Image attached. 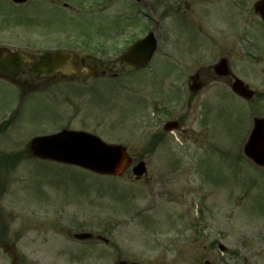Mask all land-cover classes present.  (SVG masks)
<instances>
[{"label": "rangeland", "instance_id": "374dc122", "mask_svg": "<svg viewBox=\"0 0 264 264\" xmlns=\"http://www.w3.org/2000/svg\"><path fill=\"white\" fill-rule=\"evenodd\" d=\"M79 1L81 10L72 6ZM93 1L0 0V46L12 49L76 47L88 41L84 33L107 41L110 51L98 56L111 59L124 40L149 30L158 39L144 69L59 82L22 106L0 80V112L15 110L0 125V240L15 248V264H113L119 254L140 264H264V168L241 151L252 117L264 116V31L254 0ZM225 21L238 31L227 32ZM45 28L71 34L47 36ZM171 50L184 51L178 69ZM228 53L255 97L243 100L221 83L192 95L188 75ZM7 115L0 113L3 122ZM172 119L180 129L165 132ZM68 120L124 145L146 162L147 175L98 176L29 156L30 138ZM85 231L95 236L88 243L94 256L82 259L85 247L74 244V234ZM0 264H11L1 247Z\"/></svg>", "mask_w": 264, "mask_h": 264}, {"label": "water", "instance_id": "95a60500", "mask_svg": "<svg viewBox=\"0 0 264 264\" xmlns=\"http://www.w3.org/2000/svg\"><path fill=\"white\" fill-rule=\"evenodd\" d=\"M262 15L264 18V12ZM154 48L155 42L151 34L123 53L120 61L131 67L144 66ZM68 57V53L56 52L45 54L40 62L31 63L25 54L0 49V76L14 81L20 66L26 64L37 72L45 63L53 67L50 72L59 71L61 74L70 75L75 69L69 64ZM217 71L223 73L224 66ZM233 90L246 98H250L253 94L240 81L234 83ZM29 149L38 157L80 165L99 173L118 175L129 163V158L122 147L107 145L97 137L82 132H61L52 136L35 137L30 141ZM244 152L257 164L264 165V119L254 120V128L244 147ZM133 172L136 175L142 174L143 165L139 164L134 167Z\"/></svg>", "mask_w": 264, "mask_h": 264}, {"label": "flooded vegetation", "instance_id": "af4514ba", "mask_svg": "<svg viewBox=\"0 0 264 264\" xmlns=\"http://www.w3.org/2000/svg\"><path fill=\"white\" fill-rule=\"evenodd\" d=\"M64 5V4H63ZM65 6V5H64ZM231 15H228L227 17H229ZM256 16V18L258 19V24L260 25L261 28H264L263 23L261 22L260 18L257 15H253ZM238 27V25H233L231 22H228L226 24V30L231 31H238V29L236 30V28ZM243 34L247 35L246 30L243 32ZM36 45L33 42H31V46ZM80 46H84V45H78L76 46L75 52L77 54H90V55H94L97 54L99 52H105L106 47H107V43L104 42L103 40L97 39V38H92L89 42V46L86 47V50H83V48H79ZM60 46H56L55 48H49L48 50H56L58 49ZM38 53V52H35ZM35 59H37L39 57L40 54H35ZM222 57H226L227 58V65L231 66V62H232V57L231 55L225 54L224 55H220L218 57L217 60H219ZM217 60L215 62H217ZM214 63L206 66V73L204 74L203 72L198 71V73L195 76V79L193 81V84H189V89L192 90L194 93L197 91H201L203 90L209 83H221V86H229L230 82H231V76L228 75L226 77L221 76V77H216L215 74L213 73V66ZM94 64H97L98 67H100V71H110L111 67H115V65L112 64V62L110 61H102L100 60L98 57H89L88 59L84 60L83 62H81L79 65L80 66H85V65H90L93 66ZM108 75H112L108 73ZM19 79L22 82V90L26 91L31 89L33 83L35 82V79L33 80V75L25 68H22L19 75H18ZM19 80V81H20ZM36 82H41V84H44L46 82V80L41 79V80H37ZM44 86V85H43ZM194 89V90H193ZM21 91L19 90V93ZM22 95V94H21ZM90 233V232H89ZM93 238H88V239H84V240H78L80 243H83L84 245H82L83 247H85V254L79 256L78 258H82V259H87L90 258V256H94L92 254L93 251V247L92 245L88 244L90 241H92ZM131 257L130 255H121L119 254L118 256H116V260L114 261L113 264H139L137 261H133L130 260Z\"/></svg>", "mask_w": 264, "mask_h": 264}]
</instances>
